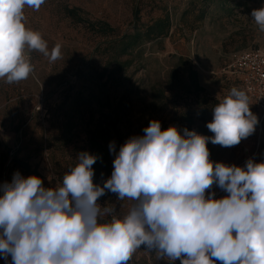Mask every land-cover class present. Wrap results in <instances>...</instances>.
Listing matches in <instances>:
<instances>
[{
  "label": "rangeland",
  "instance_id": "obj_1",
  "mask_svg": "<svg viewBox=\"0 0 264 264\" xmlns=\"http://www.w3.org/2000/svg\"><path fill=\"white\" fill-rule=\"evenodd\" d=\"M261 7L264 0H44L39 10L25 6L26 29L40 33L49 53L59 44L61 56L51 61L31 50L33 71L27 79L9 84L0 78V185L19 172L38 176L45 188L54 189L79 163L78 154L87 152L96 157L93 183L102 187L120 147L143 136L153 120L162 131L203 128L209 132L203 136H214L206 126L213 108L232 88L243 91L240 79L227 72L233 55L264 49V31L251 16ZM72 8L81 11V23L68 16ZM136 12L146 25L168 18L169 34L125 56L115 80L108 82V55L117 37L134 33ZM99 22L116 34L98 33L92 27ZM249 104L258 119L255 131L231 147L209 141L211 161L239 167L249 159L264 162V116ZM211 192L216 199L228 195L215 183L206 198ZM97 203L115 208L116 218H123L133 202L106 192ZM111 219L103 215L98 222ZM0 264H12L11 256H0ZM127 264L181 261L159 259L155 250L141 245Z\"/></svg>",
  "mask_w": 264,
  "mask_h": 264
},
{
  "label": "clouds",
  "instance_id": "obj_2",
  "mask_svg": "<svg viewBox=\"0 0 264 264\" xmlns=\"http://www.w3.org/2000/svg\"><path fill=\"white\" fill-rule=\"evenodd\" d=\"M43 3L0 0V78L9 84L33 71L31 50L51 61L61 56L59 44L49 53L40 33L22 23L25 6L39 10ZM251 16L264 31V7ZM257 124L248 96L234 87L206 125L214 136L186 128L181 135L175 126L162 131L150 121L143 136L120 147L102 187L93 183L96 157L87 152L54 189L15 173L0 185V256H11L12 264H127L145 245L181 264H264V162H213L207 147L238 145ZM214 183L228 195L206 198ZM106 192L133 202L123 218L97 203ZM103 215L111 221L99 223Z\"/></svg>",
  "mask_w": 264,
  "mask_h": 264
},
{
  "label": "trees",
  "instance_id": "obj_3",
  "mask_svg": "<svg viewBox=\"0 0 264 264\" xmlns=\"http://www.w3.org/2000/svg\"><path fill=\"white\" fill-rule=\"evenodd\" d=\"M80 10L76 8L67 9V14L74 21L82 22V18L80 16ZM136 22L137 25L134 28L135 31L133 34L124 35L121 37H117L114 41V45L110 54L108 55V82H113L115 79V75L117 74V68H120L122 59L125 56H130L134 51H136L140 46L143 45L145 41L150 42L160 38H166L170 31V21L168 18L159 19L152 24L146 25L141 22L139 19L138 13L136 12ZM97 32L102 33L104 35L114 36L116 34V30L111 27L108 23H96L93 24V27ZM114 38V37H113ZM181 60H183L181 58ZM127 62V61H126ZM194 75L195 80H197L196 72L192 73ZM185 128L179 129L181 135H183V130ZM187 129V128H186ZM189 131H195L200 135L209 134L206 129L198 128V129H188Z\"/></svg>",
  "mask_w": 264,
  "mask_h": 264
},
{
  "label": "built area",
  "instance_id": "obj_4",
  "mask_svg": "<svg viewBox=\"0 0 264 264\" xmlns=\"http://www.w3.org/2000/svg\"><path fill=\"white\" fill-rule=\"evenodd\" d=\"M227 72L240 79L249 101L264 116V49L235 53Z\"/></svg>",
  "mask_w": 264,
  "mask_h": 264
}]
</instances>
